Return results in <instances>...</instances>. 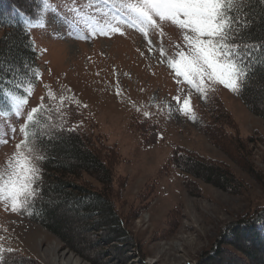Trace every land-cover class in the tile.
Segmentation results:
<instances>
[{
  "label": "rangeland",
  "instance_id": "374dc122",
  "mask_svg": "<svg viewBox=\"0 0 264 264\" xmlns=\"http://www.w3.org/2000/svg\"><path fill=\"white\" fill-rule=\"evenodd\" d=\"M114 3L48 0L44 5L40 22L31 27L42 75L6 113L0 110V172L8 170L23 143L21 129L32 109L71 103L73 122L114 170L115 205L137 248L121 261L114 256L120 257L119 250L113 257L91 245L78 252L0 199V264H195L227 225L264 206V118L218 83L205 81L207 98L183 78L178 84L170 61L177 50L187 51L185 32L157 19L159 27L145 35L112 18ZM177 95L181 102L190 98L194 119L181 113ZM178 146L223 164L243 188L230 192L180 170L172 159ZM84 225L74 223V234L92 243L93 233ZM224 247L220 264L239 253L233 245Z\"/></svg>",
  "mask_w": 264,
  "mask_h": 264
},
{
  "label": "trees",
  "instance_id": "16d2710c",
  "mask_svg": "<svg viewBox=\"0 0 264 264\" xmlns=\"http://www.w3.org/2000/svg\"><path fill=\"white\" fill-rule=\"evenodd\" d=\"M33 1L22 5L15 0H0V9L15 6L18 10V14L0 16L1 110L9 109L16 98L26 96L42 75L31 27L40 22L45 3L44 0ZM231 18L233 27L229 42L240 45L245 54L237 59L249 65L251 73L234 94L251 111L264 118V0H242L238 6H233ZM70 105L69 102L65 106L51 102L41 104L36 107L39 110L33 114V121L26 122L29 140L34 141L30 145L35 149L32 155L42 167V180L38 182L40 192L36 198H30L17 212L42 224L71 249L83 253L91 245L108 257H113V251L119 250L122 254L120 257L115 254V259L124 260L125 254L134 253L137 242L115 205L114 170L90 143L87 133L73 122L77 115ZM222 110L226 114L225 109ZM70 128L75 131H69ZM204 128L208 134V129ZM32 133L37 135L33 137ZM180 148L176 147L172 154L173 162L180 170L223 190L238 192L243 188L241 181L223 164ZM85 174L87 179H83ZM93 180L98 188L91 183ZM76 222H84V231L93 233L92 243L86 239L79 241L73 229ZM82 244V249L78 248ZM226 244L233 245L239 253L225 264H264V206L227 225L195 264L223 263ZM137 256L141 257L139 253ZM242 256L244 259L240 258Z\"/></svg>",
  "mask_w": 264,
  "mask_h": 264
},
{
  "label": "snow or ice",
  "instance_id": "6c2138e0",
  "mask_svg": "<svg viewBox=\"0 0 264 264\" xmlns=\"http://www.w3.org/2000/svg\"><path fill=\"white\" fill-rule=\"evenodd\" d=\"M241 2L242 0H115L112 18L119 23L139 28L145 35L148 28L159 27L157 19L170 21L183 30L187 51L177 50L176 59L170 61V66L178 84L180 78H183L185 83L207 98L208 91L204 87L206 80L238 92L251 75L249 65L237 59L245 54L240 45L229 42L233 27L232 8ZM44 3L46 7L49 6L48 0H44ZM4 14L11 16L18 14V10L15 6L0 9V16ZM104 15L107 17V14ZM94 27L99 28V25ZM99 31L102 35L108 34L103 28H99ZM113 31L120 30L116 28ZM148 43L151 44V41ZM174 99L182 114L195 118L190 98L181 102V97L177 95ZM16 108L19 118L21 104L17 103ZM38 110L34 108L28 114L29 122L33 121V114ZM144 115L148 116V113ZM27 128L28 124L22 126L24 141L16 146L17 151L11 162H8V170L0 172V199L10 200L11 210L14 212L23 209L30 198H36L40 192L38 182L42 180V167L32 155L35 149L30 145L34 141L30 142ZM68 130L75 131V128ZM12 131L15 132L14 126ZM31 135L35 137L37 134ZM2 259L0 254V260Z\"/></svg>",
  "mask_w": 264,
  "mask_h": 264
}]
</instances>
